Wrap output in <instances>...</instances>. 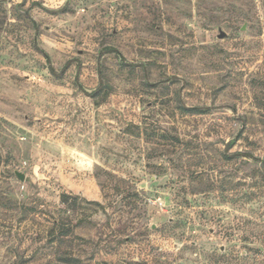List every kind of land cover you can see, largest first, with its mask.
<instances>
[{
    "label": "rangeland",
    "instance_id": "1",
    "mask_svg": "<svg viewBox=\"0 0 264 264\" xmlns=\"http://www.w3.org/2000/svg\"><path fill=\"white\" fill-rule=\"evenodd\" d=\"M0 264H264V0H0Z\"/></svg>",
    "mask_w": 264,
    "mask_h": 264
}]
</instances>
